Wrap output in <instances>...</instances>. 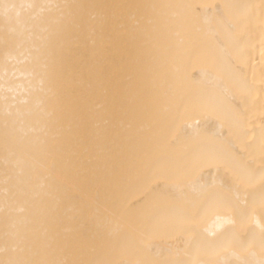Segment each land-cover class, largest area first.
<instances>
[{
  "label": "bare ground",
  "instance_id": "6f19581e",
  "mask_svg": "<svg viewBox=\"0 0 264 264\" xmlns=\"http://www.w3.org/2000/svg\"><path fill=\"white\" fill-rule=\"evenodd\" d=\"M0 264H264V0H0Z\"/></svg>",
  "mask_w": 264,
  "mask_h": 264
}]
</instances>
